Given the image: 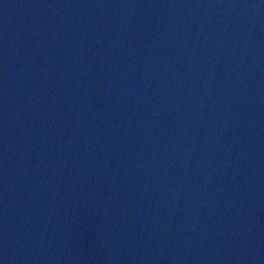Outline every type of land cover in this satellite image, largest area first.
<instances>
[{"label": "water", "instance_id": "1", "mask_svg": "<svg viewBox=\"0 0 264 264\" xmlns=\"http://www.w3.org/2000/svg\"><path fill=\"white\" fill-rule=\"evenodd\" d=\"M0 264H264V0H0Z\"/></svg>", "mask_w": 264, "mask_h": 264}]
</instances>
